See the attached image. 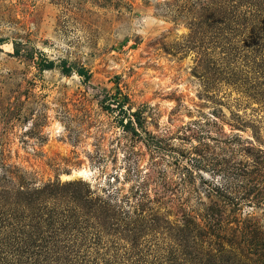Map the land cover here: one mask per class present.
Here are the masks:
<instances>
[{"label":"rangeland","instance_id":"rangeland-1","mask_svg":"<svg viewBox=\"0 0 264 264\" xmlns=\"http://www.w3.org/2000/svg\"><path fill=\"white\" fill-rule=\"evenodd\" d=\"M0 264H264V0H0Z\"/></svg>","mask_w":264,"mask_h":264},{"label":"trees","instance_id":"trees-1","mask_svg":"<svg viewBox=\"0 0 264 264\" xmlns=\"http://www.w3.org/2000/svg\"><path fill=\"white\" fill-rule=\"evenodd\" d=\"M78 75L83 77V81H86L89 79V73L84 70L82 67H77L76 71Z\"/></svg>","mask_w":264,"mask_h":264}]
</instances>
